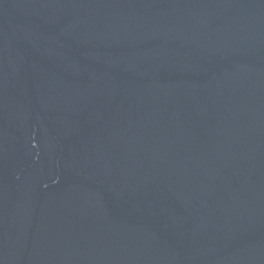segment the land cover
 Listing matches in <instances>:
<instances>
[{"label": "water", "instance_id": "water-1", "mask_svg": "<svg viewBox=\"0 0 264 264\" xmlns=\"http://www.w3.org/2000/svg\"><path fill=\"white\" fill-rule=\"evenodd\" d=\"M0 264H264V0H0Z\"/></svg>", "mask_w": 264, "mask_h": 264}]
</instances>
